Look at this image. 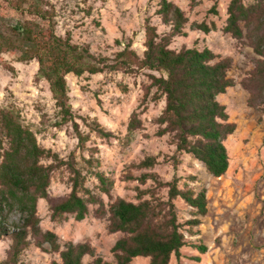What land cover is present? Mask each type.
Here are the masks:
<instances>
[{
    "label": "trees",
    "instance_id": "obj_1",
    "mask_svg": "<svg viewBox=\"0 0 264 264\" xmlns=\"http://www.w3.org/2000/svg\"><path fill=\"white\" fill-rule=\"evenodd\" d=\"M191 1L193 5L198 2ZM4 9L19 17L0 13V53L15 52L20 62H38L37 77L49 83L56 101L55 125L72 124L81 147V160L76 149L66 159L61 158L39 143L37 132L24 122L15 104H0V239L12 238L6 262L24 264L21 254L36 242L60 255L61 261L53 264H131L137 257H148L150 264H170L173 256L180 260L184 247L198 252L192 257V264H198L201 255L208 251V246L197 237L198 226L208 212L206 190H197L188 181L181 186V177L175 176L170 181L160 179L151 171L157 164L156 156L141 159L134 165L141 172L127 177L137 181V201L119 198L109 207V232L122 234L112 247L114 259L110 262L99 257L88 242L62 244L54 232L43 230L38 202L40 199L49 202L51 218L55 221H64L69 215L82 221L89 214V204L102 205L101 195L110 194L114 184L94 153L89 157L83 155L89 135L79 129L77 119L84 118L74 112L70 102L69 74L151 71L155 100L166 99L165 108L156 119L157 134L170 135L171 143L176 146L173 157L176 165L182 162L181 155L189 154L212 176L226 174L230 155L225 142L237 126L229 121L226 106L218 96L235 85V80L228 75L233 59L221 57L208 47L172 48L170 45L176 36H186L189 19L170 0H161L157 10L161 22L170 27L169 31L160 33L147 19L146 49L142 56L130 45L114 57L96 54L89 46L74 43L69 33L59 35L57 10L49 0H0V11ZM209 12L217 14L216 5ZM192 27L205 33L216 28L214 23L210 25L206 21L193 23ZM223 31L247 40L260 56L241 84L248 92V105L264 111V0L251 4L231 0ZM8 69L15 73L14 66L8 65ZM139 124L133 114L128 125L130 135ZM90 125L100 138L113 136L97 119H92ZM60 173L67 174L71 192L54 198L49 188ZM90 177L99 181V192L87 185ZM187 179L195 181L197 177L189 175ZM148 181L152 184L142 188ZM178 200L191 208L193 217L185 219L180 215ZM101 212L106 213L103 209ZM86 257H91L89 263Z\"/></svg>",
    "mask_w": 264,
    "mask_h": 264
},
{
    "label": "rangeland",
    "instance_id": "obj_2",
    "mask_svg": "<svg viewBox=\"0 0 264 264\" xmlns=\"http://www.w3.org/2000/svg\"><path fill=\"white\" fill-rule=\"evenodd\" d=\"M57 10L59 35H71L74 43L89 46L92 52L114 57L127 45L143 55L146 47V21L158 27L160 33L170 27L161 22L157 15L161 0H49ZM178 5L188 17L186 36H176L172 48L198 46L213 50L221 57H231L233 66L229 77L235 85L218 96L226 106L229 121L236 123V130L229 135L225 144L230 155V166L226 174L214 177L205 166L190 156L181 155L182 162L176 165V146L169 134H157L156 119L166 105L163 97L155 100L156 89L152 87L149 70L137 72L105 71L97 74L76 76L69 74L70 102L78 118L79 129L89 135L83 155H95L101 162V169L111 176L114 184L110 194H102L103 208L99 203L89 204V214L82 221L69 215L64 221L51 218L49 202L40 199L38 214L43 230L54 232L65 242H88L105 262L114 259L112 247L122 236L108 229L109 207L117 199L137 201L135 185L127 177L137 175L141 170L134 166L147 156L157 157V164L151 170L163 181L181 177L180 185L188 181L200 190H206L208 212L198 226L197 237L208 246L198 264H264V111L250 107L248 92L242 86V79L251 71L260 58L247 40L237 39L223 31L228 18L231 0H170ZM259 0H244L251 4ZM216 5L218 13H210ZM2 14L19 17L11 10ZM206 21L216 28L209 33L194 29L193 23ZM18 53H0V104L13 103L21 111L24 122L37 132L39 143L46 149L66 159L76 149L81 151L78 135L72 124L62 127L55 125L58 109L49 83L39 79L37 61L20 62ZM15 68V73L8 69ZM136 114L140 121L133 134L128 125ZM97 119L102 126L113 133L110 138H100L91 128V120ZM130 135V136H129ZM96 151H91V149ZM50 161V160H49ZM82 164V162H81ZM81 167V166H80ZM197 177L195 181L187 179ZM67 174L60 173L49 188L51 196L62 198L71 192ZM148 181L142 185L146 188ZM87 185L99 192V181L90 177ZM163 194L166 189H163ZM180 215L191 218V208L178 200ZM105 210L106 213L101 212ZM12 238L0 239V264H8V249ZM49 247L48 244H44ZM198 252L190 247L182 249V257H172L170 264H192ZM24 264H53L61 261L58 253L38 246L36 242L23 251ZM89 263L91 257H86ZM131 264H150L148 257H137Z\"/></svg>",
    "mask_w": 264,
    "mask_h": 264
}]
</instances>
